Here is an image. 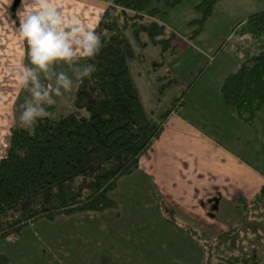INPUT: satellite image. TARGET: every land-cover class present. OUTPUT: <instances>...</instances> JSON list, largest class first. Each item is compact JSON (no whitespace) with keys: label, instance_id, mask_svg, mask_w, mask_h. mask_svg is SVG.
<instances>
[{"label":"rangeland","instance_id":"374dc122","mask_svg":"<svg viewBox=\"0 0 264 264\" xmlns=\"http://www.w3.org/2000/svg\"><path fill=\"white\" fill-rule=\"evenodd\" d=\"M12 3L13 0H0V124L8 122L10 118L13 101L22 86L20 82L22 68L26 66L23 60V39L12 21L10 10ZM217 3L211 23L204 26L202 37L197 39V42L213 34L208 27H213L211 24L215 19L217 25L221 23L223 26L225 20L231 17L236 22L234 24L236 27L240 25L242 19L245 23L250 15L264 12V0H221ZM8 10L10 14L7 13ZM20 10L21 8L18 12ZM178 10L171 15L172 19L181 18L178 16L181 14ZM244 23L234 39L226 43H224L225 40L221 41L224 53L213 64L209 63L200 79L192 86L183 107L176 114L192 123L190 127L192 130L176 116L169 119L167 128L160 139L167 131L168 137L157 147L158 149L150 150L147 157L143 156L140 159L139 167L133 174L119 180L118 189L112 194V198L118 202V209L102 214L84 212L70 215V217L58 216L53 221L41 219L25 227L21 236L13 240L6 239L1 245L3 252L14 264H87L93 257H102L103 254L108 253L107 248L110 242L113 245H122L120 234H122L121 230L126 228L133 230L135 239H130L126 235L128 243L124 247L127 250L122 255L124 257L130 250L131 252L134 249L137 250L136 246L138 249L141 246L149 249L154 239L167 240L175 225L161 218L153 181L158 182L162 195L174 214L194 225L202 226L210 237H216L238 221L241 210L232 207L230 201L234 191L242 188L241 178L224 168L223 150L238 153L243 158L251 157V146L255 153L260 145L264 148V143L254 138L252 126L249 127L234 118L224 105L218 106L214 103L217 97L221 98V95L217 93L216 82L221 75L222 62L226 58L225 53L229 51L237 54L246 47L252 49L254 46L252 41L243 39L242 34H245L244 30L248 28ZM189 27L188 30L183 24L182 29L176 28V31L168 27L167 29L175 35H179V32L183 35L189 33L190 36L193 27L190 25ZM126 35L135 53L129 64L133 83L148 118L158 123L161 114L174 103L176 97L186 90L197 72L211 61L209 57L213 54L205 55V51L201 49L195 51L174 39L175 49L166 51L161 57L160 46L148 43L145 48H141L130 30H127ZM257 36L264 40V34ZM141 38L148 40L145 33L141 34ZM219 45L220 43L216 45V49ZM161 58L164 61L163 66L157 64ZM167 70L175 81L161 87V84L168 79V77H161L167 74ZM200 94L202 96L205 94L204 97L214 101L212 111L209 112V107L203 106L204 100ZM205 123L206 126L202 128L201 126ZM178 124L182 125L179 127ZM205 130H208L207 135H204ZM3 131L6 132V127H2ZM198 132L211 139V142L204 141L196 134ZM2 134H0V151L7 141ZM156 143L157 141L152 147ZM208 147L210 148L205 151L204 149ZM253 158L264 161V150L258 151ZM209 163L214 164L211 172L207 167ZM261 165L263 168L264 162H261ZM168 170H173L171 171L173 173ZM224 171L234 176L227 177ZM261 182L256 183L251 177H245L244 192L252 194ZM215 191L220 193L217 211H213L207 201ZM255 200L250 202L247 219L236 231L230 245L248 253H252L251 250L255 248L254 252L264 258V197L260 196ZM146 227L148 233L144 236L139 235ZM180 228L178 232L181 245L175 257L181 258L180 264H192V262L195 264V261L200 260V250L195 243L188 241L182 231L183 228ZM137 236L141 238L147 236L148 243L135 244L139 240L136 239ZM152 249L148 250V255L154 254ZM168 249L170 247L167 246L163 249L165 256L168 254ZM96 250L100 251L98 255ZM109 251H112L109 257L110 262L121 259L122 256L117 248ZM77 257L79 258L76 259ZM73 258L74 261L71 260ZM171 261L165 258L161 264H173Z\"/></svg>","mask_w":264,"mask_h":264},{"label":"trees","instance_id":"16d2710c","mask_svg":"<svg viewBox=\"0 0 264 264\" xmlns=\"http://www.w3.org/2000/svg\"><path fill=\"white\" fill-rule=\"evenodd\" d=\"M217 1L200 0L194 6L198 17L188 22L193 27L189 40L203 30ZM151 2L112 0L105 8L98 28L103 46L84 64H94L95 71L80 80L70 112L53 117L55 106L51 105L48 116L34 126L10 128L6 151L0 157V264H14L1 248L3 241L18 238L25 227L41 219L53 221L58 216L116 208L111 193L118 181L139 167L168 118L183 107L192 86L211 62L197 72L158 123L151 121L130 74L135 53L126 35L130 30L141 48L148 43L160 46L161 57L175 49L176 35L154 18L158 10L150 8ZM244 25L248 27L244 33L260 39L257 35L264 34V12L250 15ZM142 33L147 41L141 38ZM260 41L259 50L247 51L219 85L225 107L248 125L264 106V40ZM163 62L161 58L157 64L163 66ZM159 77L158 81L168 77L161 87L175 81L169 70ZM259 193L264 196V185ZM247 207L244 201L240 220L214 238L177 219L165 206L162 211L199 244L204 252L202 264H264V258L230 245Z\"/></svg>","mask_w":264,"mask_h":264},{"label":"crops","instance_id":"0c3cea01","mask_svg":"<svg viewBox=\"0 0 264 264\" xmlns=\"http://www.w3.org/2000/svg\"><path fill=\"white\" fill-rule=\"evenodd\" d=\"M14 1L15 0H13V3L11 5L10 10H11V13H12L13 25L15 26V29L18 30V28H19V19H20V13L19 12H21V10L18 12V9L21 7V0H19V2L16 5L14 4ZM170 1H172V0H152V2L150 4V8H156L158 10V12L156 13L154 18L156 20H159V22L163 23L166 27L170 28L171 30H175L176 28L182 29V25L183 24L189 30L190 27L188 25V21H189L188 19L189 18L192 19V18L197 17V12L195 11L194 6L200 0H179L175 4H171ZM220 1L221 0H219L217 2L219 3ZM111 2H112V0H53V3L58 5L61 8V10L63 11V13H65V15L67 17L77 18L83 24L93 26L95 28V30L97 31V33H98L100 18L102 16L105 8ZM168 9H171V10L168 12L167 11ZM10 10L7 11L8 14H10ZM176 10H178V13L179 12L181 13L180 15H178L181 18L176 19L174 17V19H172L171 15L174 14V12ZM160 16L162 17V19H161ZM212 17L213 16H211L206 21L205 26H206V24H210L211 23ZM216 23H217V20L215 19V21L212 22V24H211V25H213V27H211V26L208 27L210 31H213V34L211 36L204 37L201 41L197 42V39L202 37L201 35H202V32L204 31L205 27L192 40L188 39L189 33L183 35L182 33H179L178 31L177 32H178L179 35H176V39H177V41H179L183 45H185V46H187L189 48H192L195 51H198V49H201L203 52L205 51L204 52L205 55L211 56V54H214V52H215L214 50H216V45L221 43V41L225 40V41L229 42L231 39H234L236 35H238L237 31H239V29L243 26L244 20L242 19V21L240 22V25H237L236 27L234 26V24L236 22L233 21V19L231 17H229L227 20H225V23H224L223 26L221 25V23H220V25H217ZM242 35H243V39L244 40L252 41V44H254V46H252V49H249L250 47H248V48L246 47L244 50L239 51V52H242V54H238L239 52L237 54H233V53H231L229 51H227V53H225L226 54V58L222 62L221 75L219 76V79L216 82V87H217V84H218L217 93L219 95H220V93H219V85H220V83L223 81V79L225 78V76L227 74H229L232 70H234L237 67L238 59L244 57L247 51L250 52V53L258 51L259 47L261 46V44L259 43L261 41H260V39L258 37L255 38L254 36H251L249 33H245V34H242ZM22 46H23V49H24L23 60L25 62V65L31 67V65L29 63V60H28V57H27L28 45H27V42L24 39H23V45ZM223 50L224 49L222 48L221 51H219L216 55H213V56L209 57L211 59V62H212L211 64H213V62H215L216 59L219 58L220 55H222L224 53ZM86 59L87 58H82L78 62L79 66L83 67L84 64H85V60ZM34 71L38 72V75L40 76L41 82L44 83L45 85H50L52 83V81H49V80L45 79V76L51 75L52 80L54 81L55 80V74L59 73L61 71L66 72L70 77H72V79H73V87H72L71 91L65 92L61 96L56 97V103L54 104V106H55V114H54L53 117L61 116V115H64V114L70 112L72 110V108H73V100H74V97H75L76 88H77V86H78V84H79V82L81 80V79H77V77H76V75H75V73L73 71V68L71 66L63 63V62H59L56 65L50 66L49 71L47 73L39 72V70H36V69H34ZM205 94H206V92H205ZM205 94H204V96H205ZM204 96H202L200 94V97L204 100V105L203 106L204 107H209V112H210V111H212V108H214V106H213L214 101H211V100L207 99V97H204ZM30 98H31V94L28 92V90L21 86L20 87V91H18V93L16 95V99L13 101V108H12V112L10 114V118H9L8 122H4V124H0V134L3 133L2 135H5L4 138H6V140H7L6 144H4V148L3 149L1 148L0 157L6 151V146H7V142H8V138H9L10 128L12 126H14V125H17V126H20V127H24V126L21 125V123L19 121V116H20L21 112L23 111V105ZM214 104L218 105V106L224 105L222 97L221 98L217 97V101ZM199 107L200 106H198V108ZM222 109H223V106H222ZM177 113H173L168 118L162 133L164 132L165 128H167L166 125H167L169 119L175 118V116H176L177 119L183 120L182 122L185 123V125L187 127H189V128L191 127L192 123H189V121H187V119L183 118L182 116L181 117L177 116L176 115ZM239 121H241V120H239ZM181 125L182 124H178L179 127ZM246 125H248V124H246ZM205 126H206V123L204 125H202L201 127L204 128ZM248 126L249 127H251V126L253 127L254 138L255 139L258 138L260 143L261 142L264 143V106L262 107V109L259 111V113L255 117L253 123L251 125H248ZM2 127H6V132L5 131L2 132ZM24 128H27V127H24ZM167 132L164 134L165 136H163L162 139H160L161 136H162V133H161L159 138L156 139L152 143L151 147L149 148L147 153L144 155V157L148 156V153H150V150L159 147V145L166 139V137H168L167 136V134H168ZM205 132L206 133L204 135H207L208 130H205ZM196 134H198L204 141L207 140V141L211 142L210 141L211 139H208L207 137H204L202 135L203 133H199L198 132ZM156 141H157L156 145L154 147H152L153 144ZM212 141H214V140H212ZM209 148L210 147L205 148L204 150L206 151V149H209ZM219 149H221V148H219ZM261 150L263 151L264 148L261 147V145H260L259 149H257V151L254 153V151L252 150V146H251V151H252L251 157L246 156L244 158H243L242 155H240V154L238 155V153L236 154V153H231L230 151H227L225 149L223 150V158L225 159V163H224L225 167L224 166H222V167L226 168L227 170H230V172L232 174L240 176V178H241L240 180H241V183H242V186H241L242 188H240V190L234 191V195H233V197L231 198V201H230L232 207H234L235 209H240L241 210V216L243 215V210H242L243 209L242 208L243 202L246 201V203L249 206L251 201L254 202L255 198H258V197L261 196L259 192H260L261 186L264 185V166L262 168L261 162H264V161L263 160L261 161L259 158H253L258 153V151H261ZM158 161H159V159H158ZM207 167H208V170L211 172L212 168L214 167V164L209 163V164H207ZM171 171H173V170H170L169 172L173 173ZM224 172L226 173L225 176H227V177H233L234 176V175H228V171L227 172L224 171ZM133 173H131V174H133ZM131 174H129V175H131ZM243 176L251 177L252 181H255L256 183H258V181H262L261 184H258L257 188L255 189V191L252 194L250 192H248V193L244 192L243 185H244V178L245 177L243 178ZM125 177H127V176H125ZM118 185H119V183L117 184L116 189L114 191H112L111 196L118 189ZM153 187H154V192H155V196H156V199H157L158 210H159V214H160L161 218L164 221L175 225V228H176L175 229L173 227L172 232L169 234L167 240H165V239H162V240L161 239L160 240L154 239L153 240V243L151 244L152 246L149 249L153 248L152 252L154 254H149V255L147 254L148 250H149V249H147L148 247H144L143 248L141 246L140 249H138L137 246H136L135 248L137 250L134 249L133 252H131L132 250H130L129 254L128 255L126 254L127 256L124 257L122 255H124L125 251H127V250H125L124 247H125V244L128 243L126 235H128L130 239L135 237L134 236L135 233H133V230L126 228V229L121 230L122 234H120V239L123 242L122 245L117 246L115 244L114 245L111 244V242H110V246H108V248H107V252L108 253L103 254L102 257H99V256H97V258L93 257V259H91V261L89 263H87V264H107V263L108 264H111V263L112 264H159V262L161 264L163 259H165V258H168L169 260H172L171 262L173 264H180L181 263V258L178 259L177 257H175V254L178 253L180 245H181L180 244V242H181L180 241V235H179V232H178L179 229H181V228H180L179 224L173 222L171 219H168L163 214V211H162L163 206H165L167 209H169L171 214L173 216H175L177 219H179V220L191 225L194 228L201 229L205 233V235L208 236L209 238H213L214 237V236L210 237L209 235H207V233L205 232V229L202 226L194 225L191 222L185 221L182 218H180L179 216H177L176 214H174L173 211L171 210L172 208L168 204L167 200L164 199V197L162 195V192H161V189L159 188L160 186H159L157 181H153ZM262 197H264V196H262ZM219 198H220L219 191H215L213 196L209 197L208 200H207L213 211L219 210V202H217V200ZM255 202H257V201L255 200ZM118 207H119V205H118V202H117V207L116 208L106 209V210H104L102 212H95V211H86V212L95 213V214H102V213L107 212V211L117 210ZM82 213H84V212H82ZM77 214H80V213H77ZM77 214H74V215H77ZM71 216H73V215H71ZM240 218L238 219V221L240 220ZM246 219H247V214H246V216L244 218V221ZM244 221H243V223H244ZM236 223H234V224H236ZM173 231H175V233H173ZM182 231L187 236L188 241L191 240L193 243H195L197 245V247L200 250V252H199L200 260L197 261V262L195 261V264H202L203 263V259H204L203 250L201 249L199 244L195 241V239H193L189 235V233H187L185 230H182ZM147 233L148 232H147V227H146L144 229V232L140 233L139 235H143L144 236ZM147 238H148L147 236L146 237H142V238L140 236H137L136 239H139V240L137 242H135V244H137V245L139 243H142V245L144 243L147 244L148 243L147 242ZM166 246L170 247V249H168V254L165 256L164 253H163V249ZM115 248H117L120 256H122V257L117 262H114L112 260L110 262L109 261V257H110V253L112 251H109V250L115 249ZM254 249L255 248H253L251 250V251H253L252 253H254L257 256H259L258 253L254 252ZM99 252H100L99 250H96V255H98L97 253H99ZM145 255H147V256H145ZM78 258L79 257H77L76 259H78ZM71 260L74 261V258L71 259ZM71 260H69V261H71ZM135 260H137V261H135ZM192 264H193V262H192Z\"/></svg>","mask_w":264,"mask_h":264},{"label":"clouds","instance_id":"9594fccd","mask_svg":"<svg viewBox=\"0 0 264 264\" xmlns=\"http://www.w3.org/2000/svg\"><path fill=\"white\" fill-rule=\"evenodd\" d=\"M19 34L27 42V57L31 67L23 66L22 87L31 98L23 105L19 121L24 127L34 126L48 116V106L56 103V97L71 91L73 79L66 72L51 75L41 82L37 71L47 73L50 66L63 62L73 68L77 79L89 77L95 71L94 64L79 66L82 58H94L102 48L101 36L91 25L77 18L67 17L53 0H21Z\"/></svg>","mask_w":264,"mask_h":264},{"label":"water","instance_id":"95a60500","mask_svg":"<svg viewBox=\"0 0 264 264\" xmlns=\"http://www.w3.org/2000/svg\"><path fill=\"white\" fill-rule=\"evenodd\" d=\"M18 2H19V0H15V1H14V4L16 5Z\"/></svg>","mask_w":264,"mask_h":264}]
</instances>
